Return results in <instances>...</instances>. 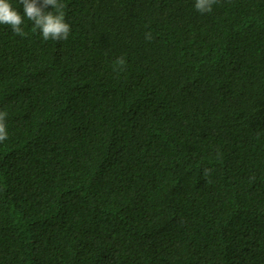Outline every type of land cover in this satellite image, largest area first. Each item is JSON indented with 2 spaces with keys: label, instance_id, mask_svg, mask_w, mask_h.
Returning <instances> with one entry per match:
<instances>
[{
  "label": "trees",
  "instance_id": "obj_1",
  "mask_svg": "<svg viewBox=\"0 0 264 264\" xmlns=\"http://www.w3.org/2000/svg\"><path fill=\"white\" fill-rule=\"evenodd\" d=\"M61 2L0 25V264H264V0Z\"/></svg>",
  "mask_w": 264,
  "mask_h": 264
},
{
  "label": "clouds",
  "instance_id": "obj_2",
  "mask_svg": "<svg viewBox=\"0 0 264 264\" xmlns=\"http://www.w3.org/2000/svg\"><path fill=\"white\" fill-rule=\"evenodd\" d=\"M217 2L218 0H195L194 7L201 14L211 13L213 5ZM20 4L22 14L12 6L10 0H0V25L9 26L14 34L23 37L26 33L22 25L27 19L32 22L44 40L61 41L69 38L71 27L65 20L63 12L65 5L61 0H20ZM49 6L54 10L46 11ZM145 38L151 40V34L147 33ZM114 63L120 70L126 65L123 56L118 57ZM6 116V111H0V142L8 138ZM211 171L209 168L204 169V175L207 177Z\"/></svg>",
  "mask_w": 264,
  "mask_h": 264
}]
</instances>
